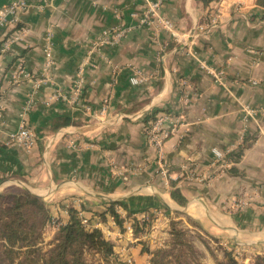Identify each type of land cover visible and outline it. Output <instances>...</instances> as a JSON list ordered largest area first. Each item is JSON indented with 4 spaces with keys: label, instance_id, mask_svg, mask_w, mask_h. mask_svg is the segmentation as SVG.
<instances>
[{
    "label": "crops",
    "instance_id": "obj_1",
    "mask_svg": "<svg viewBox=\"0 0 264 264\" xmlns=\"http://www.w3.org/2000/svg\"><path fill=\"white\" fill-rule=\"evenodd\" d=\"M27 1L0 30V193L40 196L61 222L74 207L133 264H149L180 218L264 255V111L244 118V106L264 108V6L162 0L159 14L183 43L156 17L141 20L146 0ZM118 25L126 33L117 43L96 44ZM155 110L175 129L162 154L145 131ZM58 117L71 122L56 126ZM21 126L37 137L29 149L10 141ZM213 148L231 163H214ZM174 188L186 203L173 199ZM147 222L150 230H134Z\"/></svg>",
    "mask_w": 264,
    "mask_h": 264
},
{
    "label": "trees",
    "instance_id": "obj_2",
    "mask_svg": "<svg viewBox=\"0 0 264 264\" xmlns=\"http://www.w3.org/2000/svg\"><path fill=\"white\" fill-rule=\"evenodd\" d=\"M197 1L208 5L213 0ZM258 3L264 6V0H258ZM159 111L155 110L148 114L145 118V127L150 126ZM56 122H58L56 126H59L71 120L65 117L61 122L58 117ZM248 144L249 142L244 141L240 150L231 153V156H235V159L239 158ZM231 156L228 155V159H231ZM171 195L178 203H186V198L179 188H174ZM116 204V202L111 203L108 210L122 226L123 219L115 209ZM68 212V220L61 222L52 216L48 203L40 196L24 189H11L0 193V241L9 256L10 264L15 259L12 255L16 254L15 252L19 253V257L24 254L28 264H124L115 253L113 242L105 237L100 228L89 227L74 207H69ZM176 224V220L170 223V234L172 238L176 237L174 241L176 244L182 245L185 242L179 236L184 231L175 227ZM47 225L57 226L58 232L46 254L41 252L39 243ZM134 228L136 231L141 229L139 226ZM162 252L163 248L154 250L149 264H167L161 260ZM226 255L225 264H238L231 251L226 252ZM253 264H264V257L257 255Z\"/></svg>",
    "mask_w": 264,
    "mask_h": 264
},
{
    "label": "rangeland",
    "instance_id": "obj_3",
    "mask_svg": "<svg viewBox=\"0 0 264 264\" xmlns=\"http://www.w3.org/2000/svg\"><path fill=\"white\" fill-rule=\"evenodd\" d=\"M175 220L177 221L175 227H178L179 229H182L184 231L179 237L184 240L185 243H182V245L176 244L174 242L176 237L172 238V235L169 232L167 238H165L162 241V244L157 247L158 249L163 248V252L160 257L162 262L164 263L225 264L227 260L226 252L231 251V254H233L238 261V264H253L255 257L259 255L252 252L251 248L244 247L243 249H238L230 244H227L222 239L216 238L212 234L208 233L204 228H202V226L192 220H188L187 218H180ZM146 224L147 229L150 230L152 225L150 222L142 224L140 228L143 229ZM51 226L53 225H47L43 231L42 239L39 243V247L42 253L47 254V252L51 248L52 242L57 236L58 228L57 230L53 231ZM157 248H155L154 250H157ZM147 251L149 250L147 249ZM153 251H150L151 257L153 255ZM15 253L16 254H12L15 257L14 261H12V264H18L19 262H21L22 264H28L24 254L19 257V253ZM261 256L264 257V255ZM122 261L124 262V264H133L130 258H128L126 261ZM0 264H10L9 256L5 253L4 246L1 241Z\"/></svg>",
    "mask_w": 264,
    "mask_h": 264
},
{
    "label": "built area",
    "instance_id": "obj_4",
    "mask_svg": "<svg viewBox=\"0 0 264 264\" xmlns=\"http://www.w3.org/2000/svg\"><path fill=\"white\" fill-rule=\"evenodd\" d=\"M162 5V0H146V8L144 10L143 16L141 18L142 21L146 22L149 18L156 17L159 22L168 29L173 36L181 40L183 43L187 42L186 35H181L179 32H177L174 28V24L171 21L170 18H167L163 15L159 14V9ZM28 7V1L27 0H12L9 4H6L0 8V30L2 27H6L9 25L15 24L19 19V13L21 10L26 9ZM217 16H212L211 20L213 24L216 22ZM126 33V29L123 26H115L114 28L105 30L102 32L101 35H99L96 38V44H102V43H117ZM46 65L49 66L52 63V55H51V47L46 48ZM203 65V63H202ZM204 66V65H203ZM208 68V67H207ZM215 75L216 79H219L221 77V74L219 72L210 70ZM81 74V71H80ZM82 77L80 76V80L76 87V93H80V89L82 87ZM131 82L133 84L140 83V77L138 75H134L131 77ZM57 95H61V91H56ZM108 103L105 102L103 107L101 108V112H105L107 109ZM262 110L264 111V108H253L251 106H244L245 116L244 118L247 119V116H252L257 111ZM1 117V115H0ZM166 120L165 114H157V118L150 123L149 127H145L146 134L149 138V140L156 145L158 148V151L162 154V145L163 141L166 137L170 135L171 132H174V128H166L163 126L164 122ZM1 124V123H0ZM1 128V126H0ZM10 141L17 143L18 145L29 149L36 143V135L35 132L27 127V126H21L17 131L11 132L10 134ZM213 154H214V163H222L224 166L229 165L231 162L226 160L227 159V153L224 151L213 148Z\"/></svg>",
    "mask_w": 264,
    "mask_h": 264
}]
</instances>
